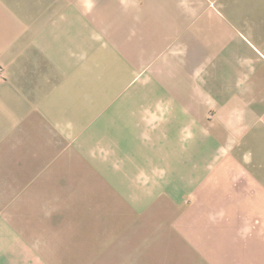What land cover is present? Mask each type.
I'll return each mask as SVG.
<instances>
[{
	"label": "crops",
	"instance_id": "crops-1",
	"mask_svg": "<svg viewBox=\"0 0 264 264\" xmlns=\"http://www.w3.org/2000/svg\"><path fill=\"white\" fill-rule=\"evenodd\" d=\"M234 192L264 225V0H0L6 264H88L104 244L127 264L164 196L210 225ZM237 246L264 264L263 242Z\"/></svg>",
	"mask_w": 264,
	"mask_h": 264
},
{
	"label": "rangeland",
	"instance_id": "rangeland-1",
	"mask_svg": "<svg viewBox=\"0 0 264 264\" xmlns=\"http://www.w3.org/2000/svg\"><path fill=\"white\" fill-rule=\"evenodd\" d=\"M240 197H243V199L238 200L237 198ZM167 198L168 197L164 196L163 202L159 203V205L165 207L153 210L154 216H156L155 213H157L158 216V219H153L158 221L157 223L146 225L140 224L137 226L138 229H134V232L142 235L141 237H138L135 234L133 236L131 228L132 239H129V243H126L127 250L126 244L124 247L120 244L122 240H116L112 244H120L122 253L121 249L119 251L120 253L117 251L115 252L118 253L117 256L120 255L119 257H122L121 255H123L127 264H204L206 262V255L204 257L203 252L205 254L213 253L214 257L217 259L219 258L218 250L220 243L221 248L227 247V249H225L228 264H235L236 254L233 250H231V248L234 249L235 245H238L236 249V251H238L239 248H246V246H250L252 242L253 244L259 242L264 243V241L261 240L264 236V225H259L260 223L257 224L255 222L253 224L250 223V220L253 217L252 213H256V209H253L251 203V193L249 192L221 194L219 205L224 206V201H226L225 208L219 209L215 207V209L211 210L212 216L214 215V217L211 219L212 223L210 225L203 224L201 222V218L196 219L197 221H200L199 223H197V221L195 224L188 223V219H186L185 216L188 212L193 211L190 210L191 205H189L188 208H169L167 206L171 203L167 200ZM236 200H238L237 203ZM218 202L219 196H216L217 205ZM201 211L202 209L194 210V212L197 213H201ZM180 214L182 215L178 217ZM220 215H224L233 221L234 218L241 219L244 224H218L217 221ZM255 221H257L256 218ZM208 233L212 236L209 250L207 249L208 243L206 239H204ZM221 233H223L221 240H218ZM251 233H259L261 236L260 240L256 242L253 237V239L251 238V241ZM137 238L139 240H137ZM99 241L101 244L102 241ZM111 242L107 241L106 244H110ZM85 250L86 253H91L90 249L86 248ZM89 253L86 254V257L89 256ZM238 254L241 255L240 253ZM18 255L13 257L12 264H15L17 259L18 264H25V256L20 254ZM95 259H97V263L95 264H107L108 261L111 262L115 259V255L113 254L111 256L110 250L108 247L106 248L104 244L102 247L97 249V252L93 255L91 261ZM91 261H89L88 264L91 263ZM0 263L6 264V259L1 254Z\"/></svg>",
	"mask_w": 264,
	"mask_h": 264
}]
</instances>
